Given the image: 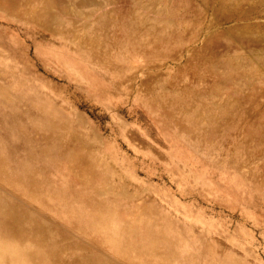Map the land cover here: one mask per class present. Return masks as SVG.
<instances>
[{
    "label": "rangeland",
    "instance_id": "rangeland-1",
    "mask_svg": "<svg viewBox=\"0 0 264 264\" xmlns=\"http://www.w3.org/2000/svg\"><path fill=\"white\" fill-rule=\"evenodd\" d=\"M0 264H264V0H0Z\"/></svg>",
    "mask_w": 264,
    "mask_h": 264
}]
</instances>
